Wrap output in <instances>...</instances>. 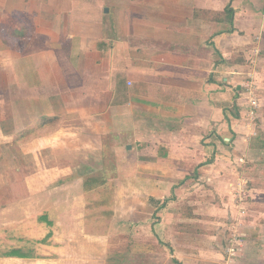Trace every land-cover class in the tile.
I'll return each mask as SVG.
<instances>
[{
  "label": "crops",
  "instance_id": "0c3cea01",
  "mask_svg": "<svg viewBox=\"0 0 264 264\" xmlns=\"http://www.w3.org/2000/svg\"><path fill=\"white\" fill-rule=\"evenodd\" d=\"M46 139L69 157L111 142L127 173L106 234L84 232L82 157L59 186L0 194L4 222L42 203L60 247L16 264H264V0H0V149Z\"/></svg>",
  "mask_w": 264,
  "mask_h": 264
},
{
  "label": "rangeland",
  "instance_id": "374dc122",
  "mask_svg": "<svg viewBox=\"0 0 264 264\" xmlns=\"http://www.w3.org/2000/svg\"><path fill=\"white\" fill-rule=\"evenodd\" d=\"M251 120V122L255 125L256 129H259L257 126L259 125V121L257 119V111L253 118H248ZM39 136H34L32 139H35ZM48 138V137H46ZM53 139H46L47 143L40 148H34L31 140H28V142L24 141L23 143L28 144V147H20L17 146V144H13L11 146H7L5 150L0 149L1 158H0V194L6 195V196H14L16 192H20L24 189L26 192H31L35 190L36 188H54L55 186H59L57 184L59 175L62 173H59V171H65L67 172L70 168L69 164H63L64 157H66L68 160H73L77 157L75 162V165L71 169H75L78 167V163H80L79 158L82 157V161H87L91 167L93 168H99L104 173L106 178H108V183L113 185V182L110 181L112 177L117 176L118 174H124L127 173V167H124L122 165H119L116 167L115 161L117 156L115 155V152L110 149L111 142H109V147L105 149H97V145H100L97 141L91 140L94 144V149L87 153V156H81L79 155V149L75 152H70V157L67 155H63V152L59 151L58 148L55 150L54 147L56 146L53 143H50ZM56 141V140H55ZM98 143V144H97ZM35 146H40V142H37L36 140ZM102 148V147H101ZM121 154H125L124 151L121 152ZM79 155V156H77ZM79 157V158H78ZM123 160L125 159L123 156H121ZM62 162V163H61ZM71 162V161H68ZM71 162V163H72ZM50 165V168H49ZM68 165V166H67ZM126 166V163H125ZM38 167V168H37ZM124 171V172H123ZM240 181V180H239ZM244 181L236 182L234 184H230V189L233 194L237 196L235 198L234 202V209L236 212H239L241 214H246L247 208L246 205V194H244L241 191L237 190V186L241 184ZM57 184V185H56ZM63 186V184H60ZM117 185V184H114ZM125 188L120 187L119 192L120 195L126 194ZM62 198H58V200H61ZM35 200V204H37V199ZM2 201H5L2 199ZM245 201V202H242ZM1 202V200H0ZM125 205L127 208V202L124 199H121V204ZM58 209L65 208V206L61 203L56 204ZM35 210V213L33 215H27V217L23 220L19 219L17 221L14 220H6L5 222L2 221V217L0 216V235H4V229L8 228L10 231H14L18 234H22L25 236L26 240H16V239H8L3 241L0 239V264H16V261L14 259L8 258L5 254V251L7 248H9L10 245H20L19 243H26L27 245L29 243L33 244V253L34 256H40V255H46L51 253H56L60 249V247H57L55 244L50 245L49 243H43L39 242L40 239L44 237L48 230V225L45 223V221L39 220V215L41 212H44V207L41 204H38ZM124 208L121 206L119 208L120 213L122 212ZM46 211V210H45ZM31 216V217H30ZM110 220V219H109ZM21 225V226H20ZM239 226L238 222H233L232 225H229V233L231 232H238L237 227ZM240 233V232H239ZM243 236L244 234L241 233ZM123 236V235H122ZM228 236V235H227ZM117 238V235H116ZM116 238H113L115 240L114 242L118 244V246H123L125 242L127 241L126 238L124 241H118L116 242ZM28 239L31 240L28 241ZM243 242V240H242ZM228 242L225 241L223 247H225ZM55 245V246H54ZM240 248V247H239ZM239 250V249H238ZM183 253L181 250H179V254ZM186 256V254H183ZM15 256V255H13ZM33 256V257H34ZM18 257V256H17ZM13 258V257H11ZM40 259V258H39ZM31 264H43V262H32Z\"/></svg>",
  "mask_w": 264,
  "mask_h": 264
},
{
  "label": "trees",
  "instance_id": "16d2710c",
  "mask_svg": "<svg viewBox=\"0 0 264 264\" xmlns=\"http://www.w3.org/2000/svg\"><path fill=\"white\" fill-rule=\"evenodd\" d=\"M224 11L229 12L231 10L227 6ZM25 132H27V130L17 134L15 141L23 136ZM84 167H86V170L81 175L82 179L80 184V191L84 193V232L88 234H106L108 220L113 215L114 185L108 183V178H106L105 173L101 169H95L91 166ZM38 217L39 220L45 221L49 229L39 242L49 243L50 241L48 239L52 234L50 226L53 224V221L49 218L46 211L40 213ZM4 230V235H0V239L3 241L8 239H23L20 234L14 231L12 232L8 230V228ZM0 232L2 231L0 230ZM28 241L31 242L30 239H28ZM5 254L8 256L33 257V244L29 243L27 245L26 243H22L20 245H10L5 251ZM175 262L177 263L176 259Z\"/></svg>",
  "mask_w": 264,
  "mask_h": 264
},
{
  "label": "built area",
  "instance_id": "2783aa9c",
  "mask_svg": "<svg viewBox=\"0 0 264 264\" xmlns=\"http://www.w3.org/2000/svg\"><path fill=\"white\" fill-rule=\"evenodd\" d=\"M246 92L249 94L248 97V104L250 105L248 111H247V115L249 118H253L254 115L256 114V109L258 107V99H257V95L255 94V92L252 90V85H247L246 87ZM243 186L242 184L237 185V190L242 192ZM227 242L228 244L223 247L224 251L227 253V255L229 257H232L234 255H236L239 247L242 244V234L239 232H234L231 234V232L229 233V235L227 236Z\"/></svg>",
  "mask_w": 264,
  "mask_h": 264
}]
</instances>
